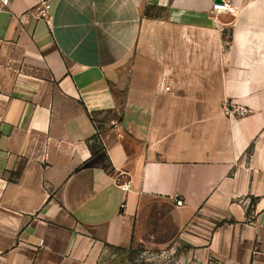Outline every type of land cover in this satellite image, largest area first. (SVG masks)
<instances>
[{"label":"crops","instance_id":"crops-1","mask_svg":"<svg viewBox=\"0 0 264 264\" xmlns=\"http://www.w3.org/2000/svg\"><path fill=\"white\" fill-rule=\"evenodd\" d=\"M37 1L0 11V264H264V0Z\"/></svg>","mask_w":264,"mask_h":264},{"label":"rangeland","instance_id":"rangeland-1","mask_svg":"<svg viewBox=\"0 0 264 264\" xmlns=\"http://www.w3.org/2000/svg\"><path fill=\"white\" fill-rule=\"evenodd\" d=\"M97 264H180V262L177 250H154L138 244L128 251L107 247Z\"/></svg>","mask_w":264,"mask_h":264},{"label":"built area","instance_id":"built-area-1","mask_svg":"<svg viewBox=\"0 0 264 264\" xmlns=\"http://www.w3.org/2000/svg\"><path fill=\"white\" fill-rule=\"evenodd\" d=\"M54 0H38L36 6L32 9L31 14L40 21L49 22L52 18V6ZM10 5V0H0V11L5 10ZM212 10L214 12H227L229 11V4L227 2H220L215 3L213 5ZM167 90L169 91L170 88L168 87ZM249 109L247 108H236L231 103L225 105L224 113L227 116H232L234 114H239L240 116H246L249 113ZM125 189L130 188V183L125 182L121 185Z\"/></svg>","mask_w":264,"mask_h":264},{"label":"trees","instance_id":"trees-1","mask_svg":"<svg viewBox=\"0 0 264 264\" xmlns=\"http://www.w3.org/2000/svg\"><path fill=\"white\" fill-rule=\"evenodd\" d=\"M101 130L99 129L96 136L93 138V145H90V149L93 155H96L98 152H100L103 149V146L101 144L100 139Z\"/></svg>","mask_w":264,"mask_h":264},{"label":"water","instance_id":"water-1","mask_svg":"<svg viewBox=\"0 0 264 264\" xmlns=\"http://www.w3.org/2000/svg\"><path fill=\"white\" fill-rule=\"evenodd\" d=\"M216 2H217V3H220V2H221V0H216Z\"/></svg>","mask_w":264,"mask_h":264}]
</instances>
